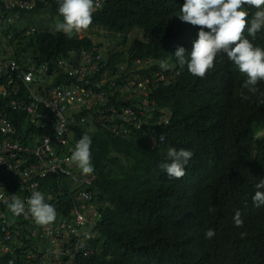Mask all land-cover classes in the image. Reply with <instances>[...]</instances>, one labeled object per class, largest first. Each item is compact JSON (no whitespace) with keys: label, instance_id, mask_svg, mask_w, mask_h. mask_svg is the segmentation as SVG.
Masks as SVG:
<instances>
[{"label":"trees","instance_id":"1","mask_svg":"<svg viewBox=\"0 0 264 264\" xmlns=\"http://www.w3.org/2000/svg\"><path fill=\"white\" fill-rule=\"evenodd\" d=\"M184 2L105 0L104 7L94 12L92 26L112 35L143 31L144 39L133 40L126 52L107 50L88 37L79 40L75 33L71 37L64 33L53 35L55 23L47 22L43 15L49 11L63 19L57 0L40 3L28 15L22 13L21 26H11L4 35L8 38L13 33L7 44L20 64L25 54L41 65L43 60L73 49L91 52L92 56L99 53V68L93 77H83L75 70L73 76L64 74L62 79L66 87L93 88L108 102H114L118 94L109 86H99L103 78L108 83L117 79V70L131 61L126 53L133 58L150 54L160 59L170 57L176 64L177 47L191 53L190 32L179 19ZM245 7L250 20L257 9ZM19 10L15 8L14 14ZM36 15L41 17L39 22L33 18ZM32 25H39L41 30L29 35ZM194 27L199 31V26ZM244 35L264 49V28L255 39L248 36L247 29ZM232 69L228 76L221 60L204 78H199L190 74L185 65L177 83L161 86L160 106L170 108L173 118L168 127L160 126L153 137L156 146L144 131L130 130L122 120L117 121L115 133L107 127L87 132L92 138L91 174L96 179L91 188L98 193L99 201L107 202L109 207L103 210L98 224L100 239L92 244L94 254L80 258L79 264H264V206L256 207L252 200L256 191H264L255 187L264 179V81L258 82L253 95ZM127 94H133L132 85ZM124 96L123 93L119 99L128 112L131 108L126 106ZM127 101L136 105V101ZM96 103L94 109L103 107L104 103ZM15 119L18 124L22 117ZM126 127L129 134L124 136L120 133ZM71 129L79 141L88 127L79 125ZM161 134L165 137L163 142L159 140ZM192 146H201V152L185 166V176L169 178L159 167L168 162L167 150H187ZM0 181L7 184L6 193L19 189L2 168ZM51 185L45 181L43 188ZM61 189L52 191L49 203L56 209L57 223L68 219L72 205L67 194H60L63 186ZM209 208L215 212H209ZM236 210L241 213L242 227L234 224ZM75 219L72 216L70 223ZM2 228L0 225V234ZM208 229L216 233L211 240L205 238ZM5 260H0V264ZM17 264L26 263L22 260Z\"/></svg>","mask_w":264,"mask_h":264},{"label":"clouds","instance_id":"2","mask_svg":"<svg viewBox=\"0 0 264 264\" xmlns=\"http://www.w3.org/2000/svg\"><path fill=\"white\" fill-rule=\"evenodd\" d=\"M29 1L34 5V8L32 10L19 8L20 10L16 14H14V9L9 11L6 9V0H2V4L0 3L2 9L0 11V86L7 85L10 78L13 77L16 81L15 86L18 87L16 94L0 96V113H2L0 118H5L18 128L19 133L25 137L24 140H21L23 144H30L28 138L34 132L42 134V130L38 131L36 125L28 124L24 110H13L9 106L15 100L22 101L24 105L29 101L22 83L24 80L22 75L30 72L31 65L35 64L39 67L49 63L52 68L77 69L85 76L92 77L99 68V53L92 56L91 52L79 49L70 50L65 54L52 57L50 60H43L41 65H37L36 59L30 57V54H25L22 57L23 63L20 64L7 44V41L12 40L14 35L10 33L6 38L4 32L11 26L14 27L15 24L21 26L19 15L22 13L28 15L46 0ZM95 1L57 0L58 13L63 19L56 23L54 20L50 21L52 24L55 23L53 35L64 33L71 37L75 33L79 40L91 38L89 36L80 37L79 32L87 30L92 25L94 12H98L105 5V0H102L101 6L96 8ZM245 6L257 9L250 20L248 19L249 12ZM179 19L185 22V29L190 32L191 53H187L182 46L177 47L174 57L179 65L170 57L160 59L150 54L133 58L129 53H126L125 57L131 61L122 62V67L117 70L119 73L117 79L111 83H108L105 78L101 80L102 87H111L112 91L118 94V99L114 102H106V105L100 108V112L94 115L86 114L85 109L79 111L77 116L88 119L87 123L79 124L88 127L85 130L86 133L78 141L77 136L72 132L63 139L64 142L60 140L57 145L51 148L56 157L69 159L71 175H66L64 171L49 175L46 179L39 181L38 191H32L26 202L13 196L9 206L0 203V225L3 227L0 234V260L6 259L4 264H17L22 260L26 264H79L80 258H87L94 254L92 244L100 239L97 232L98 224L102 218L103 210L109 205L107 202H100L98 193L91 188L96 179L91 174L94 171L91 161L92 138L87 132H94L98 127L100 129L107 127L115 133L118 129L115 128L117 121L122 120L128 124L130 130L135 128L144 131L149 139L153 138L159 133L160 126L168 127L173 118V111L170 108L160 106L158 90L161 89V86L177 83L182 76L181 68L185 65L190 74L204 78L206 73L213 67L215 68L222 60L227 67L228 76L232 66V70L241 79L242 84L245 82L243 87L253 95L256 94V85L258 82L264 81V49L255 46L244 33L247 29L248 36L255 39L256 34L264 28V0H185L179 11ZM194 26H199V31ZM40 30L39 25H32L29 28V35ZM143 39L144 34L143 38L139 37L138 40ZM91 40L94 44L102 43L95 42L92 38ZM31 55L35 56V54ZM13 62L23 70L21 72L14 71L10 66ZM1 70L3 71L2 76ZM63 75L61 73L56 81L64 84ZM245 76L246 79H244ZM52 77L55 78V76ZM124 77L125 79H123ZM131 85L133 94H127ZM123 93L126 106L131 108L128 112H125L119 99ZM128 99L136 101V105L131 106ZM91 111L97 112L96 110ZM103 113L106 116L105 119L101 118ZM89 115H93V119H89ZM16 117H22L18 124ZM23 119L25 124H23ZM22 127L25 128L21 129ZM129 127H126L120 134L127 136ZM56 131L58 135L62 134V124L57 123ZM164 139V134H161L159 140L163 142ZM153 142L156 146L154 138ZM192 147L179 151L175 148L167 150L168 162H162L159 167L166 172L169 178L181 179L185 176V166L192 156L201 152V146ZM33 154L31 158L35 165H46L44 162L46 158L42 151L39 155ZM0 168L5 171L6 176L11 175L4 166H0ZM12 177L19 185V189L13 193L19 194L21 187L19 178ZM45 181L52 184V189H50L51 187L43 188ZM5 186L7 184L0 181V193L10 194L6 193ZM61 186H63V191L60 194H67L72 205L69 208L68 219L57 223L55 221L57 218L56 209L49 203L52 191L62 190ZM255 187L264 189V179L259 180ZM252 200L254 206H264V191H256ZM208 211L215 212V209L209 208ZM72 216L76 219L70 223ZM79 217H82V220H79ZM233 220L236 227L243 226L239 210H236ZM47 228L59 230V233L56 234L58 245L53 242L50 236L46 235ZM34 233L37 235L34 236ZM215 234L213 229H208L205 238L211 240Z\"/></svg>","mask_w":264,"mask_h":264},{"label":"built area","instance_id":"3","mask_svg":"<svg viewBox=\"0 0 264 264\" xmlns=\"http://www.w3.org/2000/svg\"><path fill=\"white\" fill-rule=\"evenodd\" d=\"M6 3L8 11L17 7L26 10L34 8L29 0H6ZM102 3V0H96V8L100 7ZM10 66L16 72L23 70L14 62ZM75 70L77 69L61 70L52 68L49 63L39 67L32 64L30 72L22 75V78H24L22 83L29 101L24 105L22 101L15 100L9 106L13 110H24L28 124L36 125L38 131L42 130V134L34 132L28 138L30 144H23L21 140H24L25 137L19 133L18 128L5 118H0V166H4L12 176L18 177L21 185L19 194L0 193V203L2 205L9 206L13 196L26 202L32 191H38L39 181L46 179L49 175L61 173V171L66 172V175H71L69 159L56 157L51 148L57 145L60 140L64 142L63 139L73 132L71 128L88 122L87 118L77 116L79 111L89 109L96 110V113H99L100 108L94 109L97 106L96 101L104 103L102 106H105L108 102L103 94H98L93 88H74L71 86L66 87L64 84H55L61 73L71 77ZM76 72L79 73V70ZM2 74L3 71L1 70V76ZM52 76H55V78ZM82 76L86 77L84 74ZM15 83L16 81L12 77L7 85L0 86V96L16 94L18 87L15 86ZM99 87H102V85L100 84ZM88 95L94 99L97 95L98 99H95V101L93 98H86ZM0 117H2V113H0ZM88 118L93 119V115H89ZM101 118H106L104 113ZM57 123L63 126L61 135L57 134ZM40 151L45 155L44 162L46 165H35L32 161L31 156L34 155L33 153L39 155ZM79 220H82V217H79ZM45 232L58 245L56 234L59 233V230L47 228ZM33 235L36 236L37 234L34 233Z\"/></svg>","mask_w":264,"mask_h":264},{"label":"rangeland","instance_id":"4","mask_svg":"<svg viewBox=\"0 0 264 264\" xmlns=\"http://www.w3.org/2000/svg\"><path fill=\"white\" fill-rule=\"evenodd\" d=\"M34 19L37 20V22L40 21V17L33 16ZM44 18L48 21H55V23L58 20H61L58 16L53 15L51 12L47 11ZM92 33H95L92 35ZM101 35V36H100ZM80 37L89 36L91 37L95 42H102V44L105 46L107 50H114L116 51H127V47L129 46L130 41L134 39L143 38V33L140 30H135L127 33L126 35L123 34H117V35H111L108 33H105L102 30H99L98 28L93 27L92 25L89 26L87 30H83L79 32ZM103 36V37H102ZM125 39L128 40L127 45L124 44Z\"/></svg>","mask_w":264,"mask_h":264}]
</instances>
